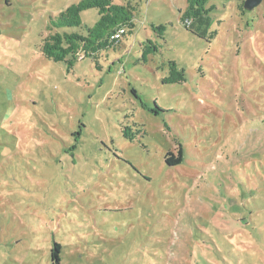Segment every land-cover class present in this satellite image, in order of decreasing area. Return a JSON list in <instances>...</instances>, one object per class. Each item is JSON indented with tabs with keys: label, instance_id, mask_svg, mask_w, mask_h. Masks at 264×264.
<instances>
[{
	"label": "rangeland",
	"instance_id": "1",
	"mask_svg": "<svg viewBox=\"0 0 264 264\" xmlns=\"http://www.w3.org/2000/svg\"><path fill=\"white\" fill-rule=\"evenodd\" d=\"M79 1L0 0V264H264V0L188 27L187 0H114L135 27L99 70L39 50Z\"/></svg>",
	"mask_w": 264,
	"mask_h": 264
},
{
	"label": "trees",
	"instance_id": "2",
	"mask_svg": "<svg viewBox=\"0 0 264 264\" xmlns=\"http://www.w3.org/2000/svg\"><path fill=\"white\" fill-rule=\"evenodd\" d=\"M209 0H187L186 8L180 13L179 21L188 27L198 18L211 11L206 5ZM87 10H96L98 21L93 27H83L80 16ZM135 8L131 5H118L114 0H80L77 4L67 7L56 18L51 19L50 31L54 34L43 36L39 50L41 54L54 63L66 64L70 69L76 61L90 58L97 70L101 69L99 59L103 53L116 50L126 34H132ZM84 29V35L69 33V29ZM120 29L125 30L120 41L112 37ZM158 43H164L165 26H151ZM157 42L147 39L142 45L140 60L147 63L150 56L157 55L160 46ZM168 77L164 83L180 84L185 81V71L173 62H168ZM123 137L132 140L124 131ZM167 167H176L182 163V153L179 149L176 156L167 153L164 159ZM60 248L56 244L51 250L53 264L59 263Z\"/></svg>",
	"mask_w": 264,
	"mask_h": 264
},
{
	"label": "water",
	"instance_id": "3",
	"mask_svg": "<svg viewBox=\"0 0 264 264\" xmlns=\"http://www.w3.org/2000/svg\"><path fill=\"white\" fill-rule=\"evenodd\" d=\"M261 2L262 0H245L243 3V8L245 10H252L256 8Z\"/></svg>",
	"mask_w": 264,
	"mask_h": 264
},
{
	"label": "built area",
	"instance_id": "4",
	"mask_svg": "<svg viewBox=\"0 0 264 264\" xmlns=\"http://www.w3.org/2000/svg\"><path fill=\"white\" fill-rule=\"evenodd\" d=\"M123 34H125V30L124 29H120L119 31H117L114 36L112 37V39L114 41H120L122 39Z\"/></svg>",
	"mask_w": 264,
	"mask_h": 264
}]
</instances>
